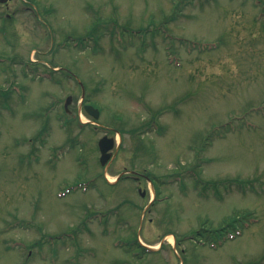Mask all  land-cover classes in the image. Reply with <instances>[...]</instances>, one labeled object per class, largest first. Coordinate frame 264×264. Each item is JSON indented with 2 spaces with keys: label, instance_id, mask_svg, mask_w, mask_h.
Listing matches in <instances>:
<instances>
[{
  "label": "rangeland",
  "instance_id": "obj_1",
  "mask_svg": "<svg viewBox=\"0 0 264 264\" xmlns=\"http://www.w3.org/2000/svg\"><path fill=\"white\" fill-rule=\"evenodd\" d=\"M7 89L0 264H264V3L7 0ZM69 95L84 127L64 124ZM154 119L157 129L129 131ZM114 129L125 136L106 168L98 141ZM126 169L151 182L111 183ZM235 177L247 183L215 187ZM249 213L242 235L211 233Z\"/></svg>",
  "mask_w": 264,
  "mask_h": 264
},
{
  "label": "trees",
  "instance_id": "obj_2",
  "mask_svg": "<svg viewBox=\"0 0 264 264\" xmlns=\"http://www.w3.org/2000/svg\"><path fill=\"white\" fill-rule=\"evenodd\" d=\"M185 2H192L193 0H184ZM258 1V0H257ZM259 1H261L262 3H264L263 2V0H259ZM174 5H176V7H178L179 9L182 7V6H178L177 5V2H175V4ZM178 13H179V11H178ZM180 14V13H179ZM173 18H175V17H173ZM172 18V19H173ZM93 30H96V27L93 29ZM89 34V35H88ZM87 35L88 36H86L85 38H82V39H80L79 41H80V44H82V42L84 43L85 42V40H87V39H92L93 37H94V35H93V33H88ZM93 40H95V39H93ZM185 41H187V40H185ZM189 42H192V41H189ZM56 81V83H59V82H61L60 80H55ZM10 90H1L0 91V94H2V96H4L5 97V100H6V98L8 99L9 97H10ZM8 100H6L3 104H4V106H7L8 104L6 103ZM147 109H149V108H147ZM150 111V110H149ZM159 123H158V121L156 120V119H154V120H148L146 123H143L141 126H139V127H134V128H132V129H130L129 131L131 132V133H133V134H137V133H140V134H143V133H147V131H148V129H150V128H153V129H157V127H159ZM231 123H228V124H226V125H223V127L222 128H220V131H221V129H229L231 126ZM225 127V128H224ZM44 129H45V127H44ZM121 132H122V134H124L125 133V131H123V130H120ZM160 132H162V130H159ZM243 179L242 178H240V177H235V178H233V179H228V181H226V180H223V181H221V182H218V181H216V183H215V187H218L219 186V184H225V186H227V183L229 182V183H239V184H242L243 183V181H242ZM247 182L245 181L243 184H246ZM209 186V185H208ZM216 190H217V193H218V191H219V189H217L216 188ZM159 192L157 191V194H158ZM249 216H251V214L249 213V215L248 216H246L247 217V219H244V220H242V224H237L236 222H237V220H238V217H236V215H235V217H232V218H235L234 219V221H232V222H230V224H232L233 225V227H232V229L233 228H235V227H237V226H242L243 225V223L244 222H246L248 219H249ZM231 220V219H230ZM211 233H213V234H216V233H218V235L221 237L222 235H224L223 233V229H221V228H218V229H216L215 231H212Z\"/></svg>",
  "mask_w": 264,
  "mask_h": 264
},
{
  "label": "water",
  "instance_id": "obj_3",
  "mask_svg": "<svg viewBox=\"0 0 264 264\" xmlns=\"http://www.w3.org/2000/svg\"><path fill=\"white\" fill-rule=\"evenodd\" d=\"M7 0H0V2H5ZM85 96V90L83 87V94L82 97L84 98ZM72 101V96H68L67 100H66V107L69 105V102ZM85 110H87V112H89L90 114H92L95 118H99L100 116V112L98 109H96L94 106L92 105H85ZM115 138L114 137H109L108 135H104L100 140H99V149H100V153H101V162L103 165H105L107 163V161H109V159L113 156V153L110 152L112 151V149L115 146Z\"/></svg>",
  "mask_w": 264,
  "mask_h": 264
},
{
  "label": "flooded vegetation",
  "instance_id": "obj_4",
  "mask_svg": "<svg viewBox=\"0 0 264 264\" xmlns=\"http://www.w3.org/2000/svg\"><path fill=\"white\" fill-rule=\"evenodd\" d=\"M6 5H7V4H6ZM142 176L145 177V178L147 179V175H146V173L132 174V175H131V178H132L133 180H141Z\"/></svg>",
  "mask_w": 264,
  "mask_h": 264
},
{
  "label": "bare ground",
  "instance_id": "obj_5",
  "mask_svg": "<svg viewBox=\"0 0 264 264\" xmlns=\"http://www.w3.org/2000/svg\"><path fill=\"white\" fill-rule=\"evenodd\" d=\"M169 237H170V240H172V242H174L175 239H174L173 235H170Z\"/></svg>",
  "mask_w": 264,
  "mask_h": 264
}]
</instances>
